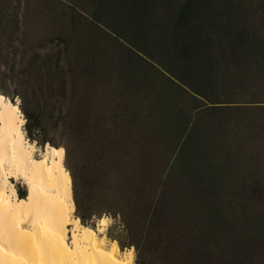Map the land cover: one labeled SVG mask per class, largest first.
<instances>
[{
  "label": "trees",
  "instance_id": "obj_1",
  "mask_svg": "<svg viewBox=\"0 0 264 264\" xmlns=\"http://www.w3.org/2000/svg\"><path fill=\"white\" fill-rule=\"evenodd\" d=\"M65 1L73 4L69 6L78 11V17L85 13L95 29L123 47L119 60L125 70L123 87L134 92L143 89L142 110L147 115L158 110L161 115L159 125L146 122L145 165L131 174L116 170L111 180L96 173L77 187L64 159L72 183L74 214L89 228L101 216L111 217L108 237L121 250L134 247L136 264H152L141 249L137 230L141 223L146 226L143 232L153 224L161 183L170 182L172 172L190 170L194 185L213 197L219 185L264 186V144L249 141L264 134V11L255 17L243 0ZM69 24L75 32L73 14ZM92 47L85 48L94 50ZM108 50H103L105 57ZM49 73L57 85L56 100H67L61 74L56 69L47 70ZM70 74L73 79L78 76L74 69ZM13 94L21 98L26 136L40 145H63L48 136L42 115L30 109L26 98L17 90ZM157 127L177 138L175 156L163 178L149 164L160 142ZM17 193L25 199L24 190ZM213 202L216 208L210 218L201 217L194 224L196 234L207 238L198 248L205 256L195 264H220L221 250L212 239L219 240L217 232L228 215L218 201ZM240 216L235 208L237 221ZM256 228L259 230L248 234L261 237L264 224ZM253 257L245 254L244 264H255Z\"/></svg>",
  "mask_w": 264,
  "mask_h": 264
},
{
  "label": "rangeland",
  "instance_id": "obj_2",
  "mask_svg": "<svg viewBox=\"0 0 264 264\" xmlns=\"http://www.w3.org/2000/svg\"><path fill=\"white\" fill-rule=\"evenodd\" d=\"M243 2L255 17L264 11V0ZM69 5L73 6L65 0H0V90L8 96L0 95L21 103L19 95L13 94L17 90L26 98L30 109L42 115L48 136L64 142L53 147L65 149L68 170L74 175L75 185L82 187L96 173L113 180L116 170L127 175L144 166L146 122L159 125L161 115L158 110L150 115L142 110L143 89L134 92L123 87L125 70L119 62L125 52L123 47L102 30L95 29L85 13L87 20L78 17V11ZM72 14L77 19L75 32L70 30ZM86 45L94 50H88ZM105 48L110 49L106 57ZM105 58L109 60L106 62ZM53 69L58 70L65 82V101L55 98L57 85L51 73L47 74V70ZM71 69L78 73L75 79L71 78ZM156 136L160 142L149 164L163 178L175 156L177 138L158 127ZM31 141L39 148L49 144ZM249 141L252 145L264 144V134ZM35 158H40L39 152ZM11 180L16 190L27 194L22 180ZM194 184L190 170L172 172L171 181L161 183L153 224L146 232H143L146 226L139 224L141 249L152 264H195L204 258L205 254L198 248L207 238L196 234L198 227L194 224L201 217L210 218L216 208L214 200L228 215L217 232L219 240L216 236L212 239L221 250L220 264H244L248 253L254 256L255 264H264V234L261 237L248 234L252 229L259 230L256 228L259 223L264 224V186L219 185V192L213 197ZM235 208L241 214L239 221ZM144 214L146 210L141 212ZM109 218L107 240L110 239L108 228L113 223ZM97 220L94 227H85L94 230ZM132 249L135 260V248Z\"/></svg>",
  "mask_w": 264,
  "mask_h": 264
},
{
  "label": "bare ground",
  "instance_id": "obj_3",
  "mask_svg": "<svg viewBox=\"0 0 264 264\" xmlns=\"http://www.w3.org/2000/svg\"><path fill=\"white\" fill-rule=\"evenodd\" d=\"M0 97V264H136L132 247L120 250L99 230L108 216L94 230L81 224L65 154L28 139L18 99ZM11 178L27 186L25 199Z\"/></svg>",
  "mask_w": 264,
  "mask_h": 264
},
{
  "label": "snow or ice",
  "instance_id": "obj_4",
  "mask_svg": "<svg viewBox=\"0 0 264 264\" xmlns=\"http://www.w3.org/2000/svg\"><path fill=\"white\" fill-rule=\"evenodd\" d=\"M2 99H3V97H0V100H2ZM52 151H53V153H54L56 156H62V155L65 153V149L62 148V147L59 148V149L53 148ZM43 162H44V161H41V163H43ZM22 202H23V201H22ZM69 223H70V221H69ZM76 223L79 224L80 221L77 220ZM109 223H110V218H107V217L101 218L100 221H99V224H100V225H103V227H100L99 230H100L101 232H104L105 229L108 227ZM129 255H132V253L129 252Z\"/></svg>",
  "mask_w": 264,
  "mask_h": 264
}]
</instances>
